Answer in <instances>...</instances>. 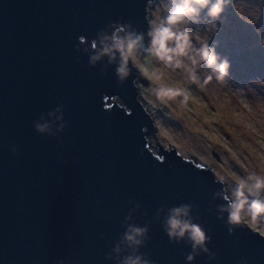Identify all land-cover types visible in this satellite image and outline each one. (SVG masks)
<instances>
[{
    "label": "water",
    "instance_id": "water-1",
    "mask_svg": "<svg viewBox=\"0 0 264 264\" xmlns=\"http://www.w3.org/2000/svg\"><path fill=\"white\" fill-rule=\"evenodd\" d=\"M149 2L0 0V264H113L105 257L136 204L130 223L149 225L140 251L186 264L190 246L170 243L155 214L189 202L215 253L191 264H264V234L244 223L230 235L217 219L213 170L157 142L132 83H147L143 71L118 86L113 66L101 73L75 50L110 22L146 32ZM58 106L59 139L38 134L33 121Z\"/></svg>",
    "mask_w": 264,
    "mask_h": 264
},
{
    "label": "rangeland",
    "instance_id": "rangeland-1",
    "mask_svg": "<svg viewBox=\"0 0 264 264\" xmlns=\"http://www.w3.org/2000/svg\"><path fill=\"white\" fill-rule=\"evenodd\" d=\"M163 15L162 10L153 9L149 19L159 20ZM217 23L214 36L207 19L186 27L194 47L211 37L210 46L215 44L218 55L228 59L227 84L204 83L207 72L202 65L197 66L199 79L194 82L187 71L172 70L143 53L138 68L147 83L138 81V92L152 116L160 145H173L182 156L195 157L217 178L235 184L253 172L264 175V46L260 43L264 0H228ZM159 88L168 89L170 95L171 90H187L188 100L182 104L181 96L161 98L156 93ZM148 141L156 149L151 133ZM247 224L264 234L257 223L249 220Z\"/></svg>",
    "mask_w": 264,
    "mask_h": 264
},
{
    "label": "clouds",
    "instance_id": "clouds-1",
    "mask_svg": "<svg viewBox=\"0 0 264 264\" xmlns=\"http://www.w3.org/2000/svg\"><path fill=\"white\" fill-rule=\"evenodd\" d=\"M227 4L228 0H150L145 9V19L149 25L146 32L137 31L130 23L110 22L98 31L93 40L84 44L83 48L80 46L83 43L81 40L75 50L88 55L89 67H95L99 63L101 73L113 66L118 86L133 76V69L138 66L143 53L156 57L172 70L187 71L194 82L199 79L197 66L202 65L207 72L204 83L216 80L227 84L230 68L228 59L218 55L215 44L210 46L211 37L199 47H194L190 40L191 33L186 27L198 25L207 19L214 36L219 30L217 21ZM153 9L162 10L164 15L159 20L149 19ZM182 25L185 27H181ZM260 43L264 46V36L260 37ZM132 83L137 89L141 87L136 79H133ZM156 93L161 98L169 99L181 96L182 104L186 103L189 97L187 90H171L170 95L168 89L159 88ZM46 116L47 119L45 114H41L38 120L33 121L34 130L38 134L59 139L58 133L67 126L62 108L58 106L55 110L47 112ZM11 151L15 154L16 149L12 148ZM219 181L221 188L213 193V200L224 201L216 205L217 219L224 221L229 234L249 220L264 229V175L253 172L235 184L222 176ZM139 207L140 205L136 204L129 210L122 225L124 231L119 234L105 257L113 261V264H153L149 259L150 254L140 251L150 239L149 225L130 223L133 219L132 213ZM194 209H198V205L193 202L181 203L173 207H161L155 214V220H160L161 213H164L161 227L170 243L183 242L190 246L191 251L185 254L186 264H191L201 253L207 254L210 260L215 258V253L207 247L211 236L196 222L199 217L193 216Z\"/></svg>",
    "mask_w": 264,
    "mask_h": 264
},
{
    "label": "bare ground",
    "instance_id": "bare-ground-1",
    "mask_svg": "<svg viewBox=\"0 0 264 264\" xmlns=\"http://www.w3.org/2000/svg\"><path fill=\"white\" fill-rule=\"evenodd\" d=\"M162 146V145H161Z\"/></svg>",
    "mask_w": 264,
    "mask_h": 264
}]
</instances>
